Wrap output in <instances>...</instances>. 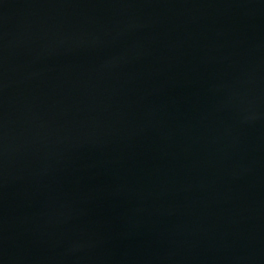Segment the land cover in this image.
Masks as SVG:
<instances>
[{"label": "water", "instance_id": "water-1", "mask_svg": "<svg viewBox=\"0 0 264 264\" xmlns=\"http://www.w3.org/2000/svg\"><path fill=\"white\" fill-rule=\"evenodd\" d=\"M0 264H264V0H0Z\"/></svg>", "mask_w": 264, "mask_h": 264}]
</instances>
